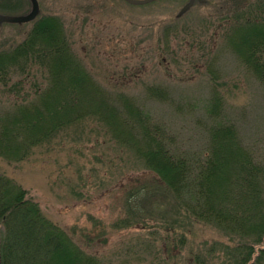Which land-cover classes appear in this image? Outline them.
I'll use <instances>...</instances> for the list:
<instances>
[{
    "label": "rangeland",
    "instance_id": "rangeland-1",
    "mask_svg": "<svg viewBox=\"0 0 264 264\" xmlns=\"http://www.w3.org/2000/svg\"><path fill=\"white\" fill-rule=\"evenodd\" d=\"M33 1L0 0V55L13 54L35 21L55 18L69 54L77 56L110 105L132 100L186 152L206 150V126L220 120L233 124L245 154L264 165V86L226 40L235 12L250 4L235 10L231 0H156L142 6L125 0H37V18L15 23L31 13ZM43 61L0 85V113L11 111L15 101L38 100L36 92L52 86L54 69L49 59ZM63 84L72 80L65 76ZM158 89L168 101L155 98ZM215 101L220 103L216 120L208 113ZM75 122L23 158L0 157L2 182L37 204L56 232L64 233L68 249L74 243L95 264H191L215 244L211 263H234V248L245 239L203 220L188 222L173 212L170 195L155 196L149 188L133 198L153 179L144 161L96 117ZM132 217L138 222L126 227ZM170 222L178 234L165 233ZM9 226L0 222V237L8 236ZM7 247L10 253L17 248L10 238ZM45 255L39 253L38 263L45 264L40 261ZM62 256L71 264V251Z\"/></svg>",
    "mask_w": 264,
    "mask_h": 264
},
{
    "label": "trees",
    "instance_id": "trees-1",
    "mask_svg": "<svg viewBox=\"0 0 264 264\" xmlns=\"http://www.w3.org/2000/svg\"><path fill=\"white\" fill-rule=\"evenodd\" d=\"M231 3L235 10L245 4H250V8L235 12L236 24L226 35L227 44L264 86V0H231ZM33 24V30L13 54L0 55V85L7 86L16 75L24 76L29 66L43 63V59H49L54 69L53 83L36 92L38 100L15 101L11 111L0 113V157L23 158L73 121L96 117L116 141L130 147L144 161L153 177L148 187L133 192V198L149 188L155 196L170 195L173 212L188 222L203 220L246 240L247 243L234 248L233 264H264V248H259L264 242V165L256 163L253 155L245 154L236 126L221 120L215 123L216 127L206 126V150L186 152L163 124L155 122L132 100H123L122 108H117L108 103L105 93L96 91L83 64L72 51L69 54L65 32L55 18L43 17ZM65 76L70 83L72 80L70 86H64ZM156 92L157 100L168 101L162 89ZM219 105L215 101L209 107L212 119L219 116ZM2 179L0 222L12 226L8 236L7 233L1 236V264H37L42 252L47 255L40 256L41 262L66 264L69 259L62 254L70 251L71 264H95L92 256L74 248V243L68 249L64 233L56 232L37 204L26 200L22 190L15 191ZM137 218L129 219L126 227L138 222ZM170 223L164 225L165 233L178 234L175 222ZM180 235L184 246L185 231ZM9 238L17 247L11 253L7 247ZM216 251L214 244L191 264H212Z\"/></svg>",
    "mask_w": 264,
    "mask_h": 264
},
{
    "label": "water",
    "instance_id": "water-1",
    "mask_svg": "<svg viewBox=\"0 0 264 264\" xmlns=\"http://www.w3.org/2000/svg\"><path fill=\"white\" fill-rule=\"evenodd\" d=\"M128 3L132 4V5H136V6H142V5H147L150 4L156 0H142V1H138V0H125ZM39 14V3L37 0L33 1V9L31 11V13H29L26 16H21L18 17L14 20V22L16 23H29L34 21L37 16ZM0 264H1V239H0Z\"/></svg>",
    "mask_w": 264,
    "mask_h": 264
},
{
    "label": "bare ground",
    "instance_id": "bare-ground-1",
    "mask_svg": "<svg viewBox=\"0 0 264 264\" xmlns=\"http://www.w3.org/2000/svg\"><path fill=\"white\" fill-rule=\"evenodd\" d=\"M20 17H21V16H20ZM16 18H18V17H16ZM16 18H14L13 21H14ZM15 23H16V22H15Z\"/></svg>",
    "mask_w": 264,
    "mask_h": 264
}]
</instances>
